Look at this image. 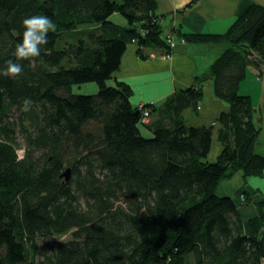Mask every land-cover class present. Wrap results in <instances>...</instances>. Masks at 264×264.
<instances>
[{
    "label": "trees",
    "instance_id": "obj_1",
    "mask_svg": "<svg viewBox=\"0 0 264 264\" xmlns=\"http://www.w3.org/2000/svg\"><path fill=\"white\" fill-rule=\"evenodd\" d=\"M157 8V0H0V69L8 60L23 67L0 76V264H264L261 188L245 184L241 196L259 210L248 229L234 197L219 194L236 172L264 171L256 107L240 88L249 64L264 67V6L250 5L224 33L175 28L229 46L163 104L135 105L130 84L108 79L130 42L141 58L173 50ZM115 11L126 25L111 19ZM37 14L57 31L40 56L17 61L22 20ZM207 77L229 110L189 124L183 111L198 110ZM86 81L96 93L73 92ZM217 121L223 147L212 160Z\"/></svg>",
    "mask_w": 264,
    "mask_h": 264
},
{
    "label": "crops",
    "instance_id": "obj_2",
    "mask_svg": "<svg viewBox=\"0 0 264 264\" xmlns=\"http://www.w3.org/2000/svg\"><path fill=\"white\" fill-rule=\"evenodd\" d=\"M257 3L264 6V0H157V11L164 15L163 26L167 33L174 31L175 28L187 34L224 33L239 16L247 12L250 5ZM113 21L122 25L127 24L126 18L120 22L118 19ZM228 44V41L224 40L203 42L186 38L173 46L169 57L157 55L156 57L141 58L137 54L136 42H130L127 44V50L121 58L122 62L113 73L110 82L116 84L117 80H122L130 84L132 87L131 101L135 105L152 101L160 105L168 96L193 85L197 76L209 74L210 65L226 50ZM255 70L261 71L260 73L263 74L264 67L257 70L249 64L247 75L255 73ZM213 83L212 78H206L203 88L205 93L196 112L191 108H186L183 111L189 124L208 125L215 122L221 112L229 110V104L215 95ZM240 88L242 89V87ZM206 89L209 90L208 99ZM244 94L250 95L251 93L245 92ZM220 126L221 122L217 121L215 132L218 140L220 138L217 129ZM219 144V150H221L223 147L221 140ZM236 181L232 183L226 181L230 192L222 194L234 197L244 226L248 229L249 218L255 217L259 210L254 201L242 202L241 196L243 190L246 189V180L243 181V185L238 186Z\"/></svg>",
    "mask_w": 264,
    "mask_h": 264
},
{
    "label": "rangeland",
    "instance_id": "obj_3",
    "mask_svg": "<svg viewBox=\"0 0 264 264\" xmlns=\"http://www.w3.org/2000/svg\"><path fill=\"white\" fill-rule=\"evenodd\" d=\"M111 19L112 20L118 19V22H120V21L125 20V17L120 12L115 11V13H113V15L111 16ZM166 33L167 32L165 31V26H164L163 34H166ZM182 36H177V37H182ZM247 71L249 72V67ZM260 72L255 70V73H249L246 76V78H244L243 81L241 82L240 87H242L241 89L242 93L243 92L251 93L250 96L253 101V104H255V107H256L255 110L257 111L255 115L259 119L260 121L259 125L261 126V133L258 135L257 140L255 142L256 143L255 150H257L258 152L264 153V72L263 74ZM110 79L111 78L108 79V83L114 84L110 82ZM97 90H98V84L94 81H86L85 83L74 84L73 86V92L75 93L94 94L97 92ZM208 93H209V90L206 89L207 99L209 95ZM141 130L145 133L146 127L142 125ZM215 130H216V126H215ZM215 130H214L215 135L212 141L213 147L211 148V151L209 152V158L211 156L212 160H215L217 158L216 153H219L220 151L219 150L220 140L217 139L218 137H217ZM245 180H246V186L257 187V189L261 187V191L264 193V171L262 172V174H257V175L248 176V177L244 176L241 171H238L234 175H232V178H225L221 180L222 181L221 190L219 194L230 192L226 185L227 182L232 183L236 181L237 186H238V185H243V181ZM255 198L257 199L258 197L256 196ZM70 236H71V232L62 235L61 237L59 235L58 239H68L70 238ZM49 242L51 241L49 240Z\"/></svg>",
    "mask_w": 264,
    "mask_h": 264
},
{
    "label": "clouds",
    "instance_id": "obj_4",
    "mask_svg": "<svg viewBox=\"0 0 264 264\" xmlns=\"http://www.w3.org/2000/svg\"><path fill=\"white\" fill-rule=\"evenodd\" d=\"M22 28L24 29L22 37L16 43L13 52L17 61L31 60L40 56L42 46L49 43V33L57 31V25L49 17L42 14L25 17L22 20ZM22 71L23 67L20 63L8 60L6 67L0 69V76L14 78L19 76ZM31 104V99L26 98L22 102V110H30Z\"/></svg>",
    "mask_w": 264,
    "mask_h": 264
},
{
    "label": "built area",
    "instance_id": "obj_5",
    "mask_svg": "<svg viewBox=\"0 0 264 264\" xmlns=\"http://www.w3.org/2000/svg\"><path fill=\"white\" fill-rule=\"evenodd\" d=\"M164 37H166L169 46L172 47V48H173V46H174L178 41H184V40L186 39L185 36L177 37L173 31H171L170 33L164 34ZM157 55H159V54H157L156 52H151V53H150V56H151V57H156ZM161 55H162L163 57H169V56H171V52L161 53ZM143 107H144V105L141 104V105L139 106V109H141V108H143ZM143 112H144V114H146V115L148 114V112L146 111V109H144ZM143 120L145 121V120H147V119L145 118V119H143Z\"/></svg>",
    "mask_w": 264,
    "mask_h": 264
},
{
    "label": "water",
    "instance_id": "obj_6",
    "mask_svg": "<svg viewBox=\"0 0 264 264\" xmlns=\"http://www.w3.org/2000/svg\"><path fill=\"white\" fill-rule=\"evenodd\" d=\"M249 53L252 54V51H249ZM70 171H71V169L68 167L67 170L64 172L65 173L64 175L66 176V178H68L70 176V174H71Z\"/></svg>",
    "mask_w": 264,
    "mask_h": 264
}]
</instances>
